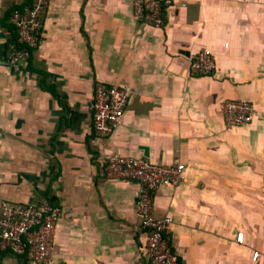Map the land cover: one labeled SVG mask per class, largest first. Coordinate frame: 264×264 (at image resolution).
<instances>
[{
  "label": "crops",
  "instance_id": "0c3cea01",
  "mask_svg": "<svg viewBox=\"0 0 264 264\" xmlns=\"http://www.w3.org/2000/svg\"><path fill=\"white\" fill-rule=\"evenodd\" d=\"M31 1L0 0V203L61 206L52 264H150L140 184L108 177L115 152L186 165L153 190L183 264H264V0H175L163 26L132 0H50L28 64L11 15ZM202 47L213 74L191 71ZM99 82L132 89L109 135L93 123ZM238 98L258 115L228 127L222 104ZM0 264L37 263L0 251Z\"/></svg>",
  "mask_w": 264,
  "mask_h": 264
},
{
  "label": "built area",
  "instance_id": "2783aa9c",
  "mask_svg": "<svg viewBox=\"0 0 264 264\" xmlns=\"http://www.w3.org/2000/svg\"><path fill=\"white\" fill-rule=\"evenodd\" d=\"M50 0H34L23 9H16L11 15L18 42L26 45L15 53V58L28 63L31 48L40 42L39 29ZM136 16L145 17L156 26H163V8L175 0H132ZM217 60L213 52L202 47L191 58V71L195 74H213ZM132 89L128 85L99 82L95 87L92 103L93 123L102 135L112 134L120 125L128 106ZM228 127L250 124L258 115L255 103L248 99H227L222 104ZM186 165L178 160L170 163H156L146 157L112 153L107 160L109 178L134 180L140 184L136 192V204L141 218V228L147 233L144 248L150 264H183L173 250L167 237L172 223L169 215L155 213L153 190L167 184L177 186L183 180ZM62 215L60 205L45 198L37 203H0V249L25 255L37 264H52L56 242V229ZM244 233L237 239L243 242ZM259 252L255 251L253 259Z\"/></svg>",
  "mask_w": 264,
  "mask_h": 264
},
{
  "label": "trees",
  "instance_id": "16d2710c",
  "mask_svg": "<svg viewBox=\"0 0 264 264\" xmlns=\"http://www.w3.org/2000/svg\"><path fill=\"white\" fill-rule=\"evenodd\" d=\"M33 2H34V0H32L29 4L31 5ZM14 30H15V28H14ZM15 32H16V31H15ZM16 35H17V34H16ZM15 45H16V47H15L16 52H18V51L24 49L25 46H26V45L21 44V43L18 42V37H17V40H16ZM37 48H38V47H36V48H31V56H30V58L28 59V64H30V61H31V59H32V57H33V55H34V53H35V51H36ZM0 251H5V252H7V253H8V252H9V253H10V252H11V253H14V252H12V251H10V250H1V249H0ZM14 254H15V253H14ZM16 255H17V254H16ZM19 256L24 257V258L27 259V257H26L25 255H19Z\"/></svg>",
  "mask_w": 264,
  "mask_h": 264
},
{
  "label": "water",
  "instance_id": "95a60500",
  "mask_svg": "<svg viewBox=\"0 0 264 264\" xmlns=\"http://www.w3.org/2000/svg\"><path fill=\"white\" fill-rule=\"evenodd\" d=\"M144 149H145V155H147V154H148V149H147V147H144Z\"/></svg>",
  "mask_w": 264,
  "mask_h": 264
},
{
  "label": "rangeland",
  "instance_id": "374dc122",
  "mask_svg": "<svg viewBox=\"0 0 264 264\" xmlns=\"http://www.w3.org/2000/svg\"><path fill=\"white\" fill-rule=\"evenodd\" d=\"M22 258V257H21Z\"/></svg>",
  "mask_w": 264,
  "mask_h": 264
}]
</instances>
